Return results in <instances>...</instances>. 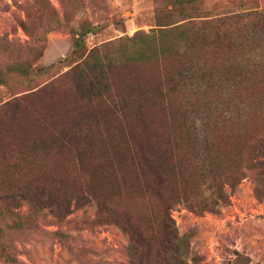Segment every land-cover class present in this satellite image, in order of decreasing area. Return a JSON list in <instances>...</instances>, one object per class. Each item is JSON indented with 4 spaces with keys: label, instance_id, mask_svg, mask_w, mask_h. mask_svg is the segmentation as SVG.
I'll return each mask as SVG.
<instances>
[{
    "label": "trees",
    "instance_id": "16d2710c",
    "mask_svg": "<svg viewBox=\"0 0 264 264\" xmlns=\"http://www.w3.org/2000/svg\"><path fill=\"white\" fill-rule=\"evenodd\" d=\"M157 1L155 26L91 47L85 37L96 26L85 20L75 29L53 6L56 23L31 25L29 12L20 20L39 44L60 26L75 42L70 55L47 66L0 63V85L12 90L0 101L3 261L20 263L11 235L34 233L47 213L56 224L69 222L89 205L96 224L128 235L132 264H190L188 237L173 218L178 205L217 212L248 177L264 197V113L243 130L217 125L205 151L189 120L190 106L226 83L264 97V66L240 58L247 37L264 38V6L214 12L206 0ZM36 3L47 8L48 0ZM20 81L24 90L15 89ZM44 235L72 249L67 231Z\"/></svg>",
    "mask_w": 264,
    "mask_h": 264
},
{
    "label": "rangeland",
    "instance_id": "374dc122",
    "mask_svg": "<svg viewBox=\"0 0 264 264\" xmlns=\"http://www.w3.org/2000/svg\"><path fill=\"white\" fill-rule=\"evenodd\" d=\"M255 1L264 6V0H206V6L214 12L237 11L244 7L243 3L254 6ZM47 4L45 8L36 0H0V51H7L0 56V63L19 58L35 68L72 53L75 35L66 27L47 32L42 44L28 36L20 24L21 19H27V12L31 15L29 24L34 26L56 23L50 16L51 6L63 22L75 29L87 20L96 26V32L85 37L91 47L139 29L149 30L156 24L155 11L160 6L157 0H48ZM244 41L241 61L264 66V38L250 36ZM27 85L20 81L15 89L24 90ZM11 94L12 90L0 85V101ZM196 103L189 108V120L203 151L217 125L243 130L253 114L264 113V97L240 94L233 82L223 85L222 90L204 94ZM39 104L36 101L34 105ZM202 166L207 168L204 161ZM254 189L255 183L248 177L232 194L230 204L217 212L200 215L182 204L173 210L179 234L188 237L190 264H264V197L259 199ZM26 209L25 206L23 210ZM95 215L96 207L88 205L70 214L69 222L56 224L47 213L34 233L11 235L19 264H132L128 235L115 225L96 224ZM59 228L73 236L72 249L56 237L44 235L45 230ZM0 264L9 263L0 259Z\"/></svg>",
    "mask_w": 264,
    "mask_h": 264
}]
</instances>
